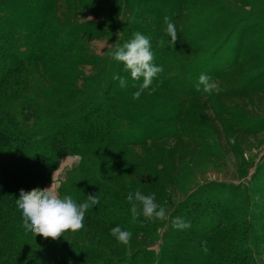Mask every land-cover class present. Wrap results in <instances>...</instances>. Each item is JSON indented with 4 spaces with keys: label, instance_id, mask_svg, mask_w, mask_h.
Wrapping results in <instances>:
<instances>
[{
    "label": "rangeland",
    "instance_id": "374dc122",
    "mask_svg": "<svg viewBox=\"0 0 264 264\" xmlns=\"http://www.w3.org/2000/svg\"><path fill=\"white\" fill-rule=\"evenodd\" d=\"M4 1L6 12L2 20L7 22L3 30L18 51L30 53L33 49L28 36L31 33L29 23L34 20L37 14L35 8L39 7L37 3L40 4V1L47 6L46 22L49 20L52 25L61 28L62 35L70 41L76 37L81 41L80 61H72L71 66L58 70L51 77H45L38 71L32 72L34 81L30 87L28 83L29 93L42 104L77 94L73 93L76 84H92L99 74L101 76L95 62L85 64V46L90 47L95 58L111 59L110 53L116 44L123 42L118 28L128 17V12L137 21L134 22L135 29L126 31L132 35L135 32L147 35L154 53L153 63L161 64L162 70L153 79H161L158 75L170 76L178 70V78L173 81L174 89L156 84L142 90L139 97L133 95L139 90L136 88L117 95L116 107L123 123L122 131L129 128L128 140L139 143H135L138 146L116 162L103 164L106 170L101 173L100 180L118 188L117 197L125 194L123 201L129 204L124 212L126 219L132 222L138 218L151 223L161 222V218H148L142 214L133 216L127 200L130 193L140 191L147 195L154 194L156 190L159 196L155 195V202L165 208L167 216L172 205L183 201L192 187L217 182L225 184L228 193L233 192L232 186L238 187L240 200L249 204L247 212L251 220H261V209H264V55L254 52L263 39L258 36L259 32L264 35V0ZM131 1L135 7H129ZM219 4L224 9L219 8ZM131 8L134 12L130 11ZM166 16L175 23V41H170L165 32ZM225 16L229 17L228 23L224 20L214 22ZM25 17L28 19L25 20ZM17 18L21 27L10 24ZM103 21L109 22L115 29L111 37L106 34L107 30L101 24ZM245 23L248 25L244 27ZM17 27L22 31L15 29ZM200 29H204L202 33ZM217 46L220 50L213 57L227 62L239 60V63L230 72L224 71L220 78L215 79L220 92H205L202 89L203 95L187 98L179 90L188 89L192 73L196 76L201 73L194 70L198 65H186L185 60L202 59ZM159 55L163 58L155 57ZM57 59L67 61L64 57ZM182 64L183 68L179 69ZM201 67L204 66L199 64ZM117 69L123 79H129L134 86L140 85L136 81L141 82L143 78L134 80L121 62ZM9 107L14 112L18 111L15 100H11ZM157 129L166 132L165 138L150 144V137H158ZM65 159L60 162L51 181L41 189L52 185V190L58 194L65 182L80 173L79 159ZM92 169L96 173L94 165ZM148 184H156V189H150ZM227 197L224 194L219 199ZM122 227L132 233L127 244L117 242L111 230L87 217L84 218L83 228L74 232L65 231L56 239L48 238L95 246L106 251L117 264L124 262L132 252L150 249L159 253L160 240L155 241L151 233L142 234L127 223H123Z\"/></svg>",
    "mask_w": 264,
    "mask_h": 264
},
{
    "label": "trees",
    "instance_id": "16d2710c",
    "mask_svg": "<svg viewBox=\"0 0 264 264\" xmlns=\"http://www.w3.org/2000/svg\"><path fill=\"white\" fill-rule=\"evenodd\" d=\"M37 4V14L29 23L31 33L28 36L33 49L24 53L10 44L3 30L7 22L2 20L6 12L3 9L5 1L0 0V264H117L106 251L95 246L52 241L25 233L21 227L22 217L16 206L20 190L30 191L49 183L67 155L79 157L80 173L65 182L58 195H72L77 202L85 201L88 196H97L99 204L89 208L85 217L105 225L108 230L117 225L124 229L122 224L127 223L133 230L151 233L155 241L160 240L159 253L150 249L132 252L120 264H264V209H261V220H251L247 212L249 204L240 200L241 191L235 186L231 187L233 192L228 193L227 186L222 183L196 185L183 201L172 205L160 223L139 218L132 222L125 218L127 214L124 212L129 205L123 201L125 194L117 197L118 188L101 183L100 176L106 170L103 164L116 162L138 146L135 143L139 142L128 140L129 128L122 131L117 95L139 89L140 85L134 86L129 79H124L125 84L121 86L120 80L114 79L116 76L123 78L117 69L120 62H112V58L105 60L107 57L97 59L90 47L85 46V64L95 62L101 76L99 74L92 84H76L73 93L77 94L74 96L40 103L29 93L34 81L32 72L51 77L58 70L71 66L72 61H78L82 48L78 37L70 41L62 35L61 28L49 20L46 22L47 6L42 1ZM132 6L135 7L133 1L129 7ZM130 11L134 12V8ZM127 16L118 28L121 44L133 36L126 29L136 27L134 22L137 20L129 12ZM19 20L17 18L10 24L21 27ZM218 20L228 23L229 17L214 22ZM106 23L101 24L111 37L115 29ZM258 36L263 39L254 53L264 55V35L259 32ZM218 48H213L202 59L187 58L185 64H196L194 70L197 73H207L213 80L218 79L222 72H230L239 63V60L228 59L227 62L213 57L220 50ZM60 57L67 58V61L57 59ZM155 57L163 58L162 55ZM198 63L204 67L199 68ZM192 74L188 89L179 90L187 98L204 94L199 76ZM158 76L161 79H153L149 87L160 84L174 89L173 81L178 78V70L167 77ZM136 82L142 83L140 80ZM11 100L17 103L18 115L9 107ZM136 113L143 116L142 112ZM161 130L157 129L159 138L150 137V144L165 138L166 132ZM92 165L96 173L92 171ZM155 185L148 184L154 190ZM154 194L159 196L156 190ZM224 194L227 199H219ZM177 217L190 222L191 227H173V220Z\"/></svg>",
    "mask_w": 264,
    "mask_h": 264
},
{
    "label": "clouds",
    "instance_id": "9594fccd",
    "mask_svg": "<svg viewBox=\"0 0 264 264\" xmlns=\"http://www.w3.org/2000/svg\"><path fill=\"white\" fill-rule=\"evenodd\" d=\"M164 19L165 32L171 41H175L177 38L175 23L167 16ZM110 56L114 61L121 62L125 71H128L134 80L143 78L139 90L133 94L135 97H139L141 91L147 89L152 84L153 78L162 70L161 66L153 63L154 53L150 38L141 32H135L131 39L122 44H116ZM114 79H119L121 86H124L125 81L122 77L116 76ZM198 82L205 92L221 91L217 82L207 73H201ZM71 158L79 159L75 155ZM67 159H69L68 155L65 160ZM127 200L131 204L133 216L142 214L148 218H164L166 215L165 208L158 206L155 202V194L146 195L137 191L130 193ZM99 202L97 196H88L83 202H77L69 194L60 196L52 190L51 185L49 188L37 187L30 191L21 189L19 198L16 199V206L21 214V227L25 233L56 239L65 231L74 232L83 228L86 212ZM173 227L187 229L191 227V224L177 217L173 220ZM111 234L117 242L122 244H127L132 236L129 230L119 225L112 227Z\"/></svg>",
    "mask_w": 264,
    "mask_h": 264
}]
</instances>
